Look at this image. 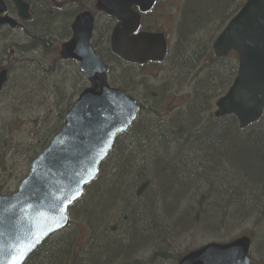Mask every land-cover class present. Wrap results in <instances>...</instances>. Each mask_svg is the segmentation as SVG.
<instances>
[{"label": "trees", "instance_id": "16d2710c", "mask_svg": "<svg viewBox=\"0 0 264 264\" xmlns=\"http://www.w3.org/2000/svg\"><path fill=\"white\" fill-rule=\"evenodd\" d=\"M78 1L81 11L89 10ZM165 1L159 0L142 24L143 31L167 35L163 17L177 19V40L172 45L168 39L161 64L137 67L120 61L109 48L113 22L102 19L104 25L95 29L104 39L102 46L100 35L92 42L99 57L119 65L112 68L110 84L144 103L99 176L71 208L76 229L52 237L25 264H113L121 255L127 264H178L200 246H194L200 234L217 243L239 237L253 243L257 230L248 231L244 223L259 233L264 229V114L246 131L234 117H214L216 101L235 80L238 57L216 59L213 43L247 0ZM35 15L45 21L29 25L28 39L15 53L21 57L9 56V82L0 96V194L14 192L13 176L17 187L88 85L76 63L60 58L72 19L60 24L59 17L67 15L44 7ZM180 85L183 93L177 91ZM198 184L221 198L236 189L242 195L234 204L225 202L222 211L204 207L202 197L183 211L179 201H190V194L181 196ZM80 222L88 229L85 240ZM261 259L263 264L264 255Z\"/></svg>", "mask_w": 264, "mask_h": 264}, {"label": "water", "instance_id": "95a60500", "mask_svg": "<svg viewBox=\"0 0 264 264\" xmlns=\"http://www.w3.org/2000/svg\"><path fill=\"white\" fill-rule=\"evenodd\" d=\"M156 2L97 0L96 11L116 20L110 37L114 55L137 65L165 60V36L139 33L141 14L150 12ZM15 4L19 14H28L29 7L22 0ZM71 30L70 40L61 46V57L77 62L91 86L74 102L47 148L32 161L17 191L0 195V264H24L52 235L68 226L69 208L97 178L116 140L140 112L137 101L108 84L110 68L91 44L93 16L80 13ZM231 51L239 57L237 77L217 101L214 117L234 116L240 130H245L264 113V0H247L216 39L215 57L226 58ZM7 80V71H1L0 93ZM250 247L247 237L228 244L212 243L186 255L179 264H252Z\"/></svg>", "mask_w": 264, "mask_h": 264}, {"label": "rangeland", "instance_id": "374dc122", "mask_svg": "<svg viewBox=\"0 0 264 264\" xmlns=\"http://www.w3.org/2000/svg\"><path fill=\"white\" fill-rule=\"evenodd\" d=\"M62 1V0H61ZM172 0H168V1H165V3H170ZM59 2V1H58ZM173 2V1H172ZM63 5V8L59 11L60 12V14H63V13H65L66 15L67 14H69V15H67V17H64V16H60L59 17V23L61 24V23H63V22H65V21H67V20H69L70 18H71V15H73L72 13H74L75 11V9L74 8H77L76 6H67V2H59V6L60 5ZM78 9V8H77ZM74 18V17H73ZM55 22V21H54ZM162 22H164V26H165V28H167V36H168V38H169V40L171 41V44L172 45H175V42H176V40H177V36L175 35V31L177 30V25H178V23H177V19L176 18H170L169 16H165V17H163V20H162ZM36 24V23H35ZM34 24V25H35ZM102 25H103V22L101 21L100 22V28L102 27ZM55 27V26H54ZM97 35H100V34H97ZM96 35V36H97ZM178 35V34H177ZM95 36V41L97 40V37ZM12 38H13V40L10 42V40H7V42L4 44V45H7V48H0V62H2L3 64H5V61L3 60V58H2V56H1V52H2V50H4L5 49V52H7V51H9V52H11V53H13L14 51H15V49H14V47L13 48H11V45H12V42L15 40V39H17V38H15V35H13L12 36ZM99 41H100V43H101V46L102 45H104V39H103V37H102V35H100L99 36ZM99 47H100V45H99ZM8 52V53H9ZM111 66H112V68L113 67H117V66H119L118 64H117V62L115 61H112V63L110 64ZM118 74H119V72H118ZM160 85V83L158 84V86ZM183 89H182V86L180 85L178 88H177V91H179L180 93H183V91H182ZM142 91V90H141ZM184 92H186V90L184 91ZM137 95V94H136ZM138 101H140V103H144L143 101H142V99H141V96H139V95H137V97H135ZM180 102V101H179ZM177 100H176V102L175 103H179ZM13 178H15V182H14V180L12 181V185H11V191H15L16 189H17V187H16V176H13ZM74 218H76L74 215H73V217H72V215L70 216V225H69V227L67 228V230L69 231V232H73L75 229H76V225L78 224V222L76 223V221H75V219ZM78 226V225H77ZM79 226L82 228L81 229V231H80V235H81V238L82 239H86L87 238V236H88V229H87V227L82 223V222H80V224H79ZM241 226H238L236 229H234L233 231H232V233H234V235H236V234H238L239 232H238V230H239V228H240ZM243 227L245 228V229H247L248 231H255V230H257V234L256 235H254V240H253V245H252V257L256 260V261H259V264H260V262L261 261H263L262 259H261V257H263V255H264V248H262L261 246H263L264 247V229L262 230H260V233H259V228L258 227H254L253 225H251V224H247V223H244V225H243ZM262 228V227H261ZM204 234H200L199 236H197L196 237V240H195V244H194V246H197V245H200V244H202V245H204V244H207V243H209V242H212V241H215V239H213L211 236L208 238V235L206 234V235H204ZM208 238V240H206ZM260 244H261V246H260ZM259 247V249H260V251L259 252H257V248ZM262 252H263V255H262Z\"/></svg>", "mask_w": 264, "mask_h": 264}, {"label": "flooded vegetation", "instance_id": "af4514ba", "mask_svg": "<svg viewBox=\"0 0 264 264\" xmlns=\"http://www.w3.org/2000/svg\"><path fill=\"white\" fill-rule=\"evenodd\" d=\"M23 1L29 5V13H30L29 19L25 22L21 20V16L19 15L18 8L15 4V0L0 1V48H7V45L4 44L7 42V40H10L11 42L13 40L12 38L13 35H15V38L17 39H15L12 43L16 45L19 44L21 45L23 41L27 39L29 34L28 32H30L31 30V27H29V25L31 23L35 24L37 22L35 14L42 7H44L48 11H53V12L59 9V6L56 5V0H23ZM18 24L20 28L15 29L13 26ZM4 50H2V58L5 61V64L0 62V70H4L3 68H5V65H7V61L3 57Z\"/></svg>", "mask_w": 264, "mask_h": 264}, {"label": "bare ground", "instance_id": "6f19581e", "mask_svg": "<svg viewBox=\"0 0 264 264\" xmlns=\"http://www.w3.org/2000/svg\"><path fill=\"white\" fill-rule=\"evenodd\" d=\"M84 1L88 2V0H84ZM37 21L39 23H41V22H44L45 19L39 17L37 19ZM11 48H13V47L11 46ZM192 188L193 189L186 191V193L183 196H181L182 198H184L188 194H190L189 195L190 201H188V202L179 201L181 203V206L183 207V211H188L190 209V207H192L195 203L198 202L199 197H202V199H200V200L204 201V203H203L204 207L210 206L214 210L222 211L224 206H225L224 205L225 202H227L229 204H234L233 203V202H235L234 200L242 195V192L240 190L236 189L234 191V193L227 192L225 194V196L221 198V195L217 191L216 192L212 191V192L206 194V191L203 188V185H201V184H198ZM205 245L206 244H204V245L200 244L199 248H202ZM260 246H261V244H260ZM261 247L264 248L263 246H261ZM110 255L115 256L114 251H111ZM125 258L126 257L121 255L119 257H115L114 260H112L111 262L113 264H127V262L125 261ZM129 259L131 260L132 256H130ZM139 260H145V259L139 258Z\"/></svg>", "mask_w": 264, "mask_h": 264}]
</instances>
